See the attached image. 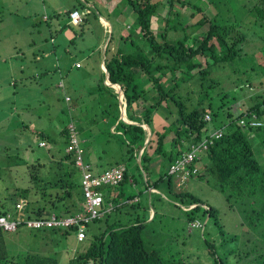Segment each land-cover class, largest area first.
Here are the masks:
<instances>
[{
  "label": "trees",
  "instance_id": "trees-1",
  "mask_svg": "<svg viewBox=\"0 0 264 264\" xmlns=\"http://www.w3.org/2000/svg\"><path fill=\"white\" fill-rule=\"evenodd\" d=\"M121 1L135 17L128 28H120L121 33L116 29L117 36L111 32L103 61L109 81L116 87L119 85L124 95L126 118L130 123L120 117L118 94L105 84V73L98 68L95 85L99 91L102 89L109 94L106 97L108 108H104L101 115L106 126H94V129L90 126L95 135L104 136L107 147L103 152L111 153L114 158L106 161L103 170L94 171L88 160L87 151L91 153L89 145L82 146L83 139L79 137L81 125L76 124L80 120L78 115L75 118L69 115V121L54 134L36 130L38 137L55 149L47 161L35 159L19 165L21 167L10 165V170L19 175L24 184L18 186L16 183L12 192H5V197L0 200V215L8 212L15 215V205L20 200L26 201L24 213L29 219H44L50 214L58 217L74 215L82 210L81 172L74 165L72 153L65 151L70 137L69 124L72 123L83 149V158L90 164L93 175L119 165H123L125 171L117 185L96 187L103 195L102 209L110 207V210L86 224V238L79 242L81 245L86 242L85 246L66 264H199L201 262L188 261L186 256L176 258L171 255L165 258L159 250L148 249L143 230L151 212L146 208L145 212L138 213L136 209L140 206V194L144 191L150 194L155 192H150V188L157 191L158 183L165 180L174 204L181 209L188 208L182 211L189 223L198 220L203 227L202 222L207 219V222L212 220L214 225L220 227L218 208L189 190L174 191L175 178L168 171L186 149L187 143H198L209 132L222 128V136L215 139L201 159L193 164L197 172L189 179L195 177L197 181L216 189L224 197L228 209L238 213V225L241 228L244 225L248 234L254 233V238L250 239V248L236 254L235 249L218 250L213 242L205 239L208 261L209 264H228V259L234 253L233 256L238 257L237 261L241 264H264V167L255 158L254 137H251L253 130H264V124L242 128L237 122L251 113L259 118L264 115L263 44L258 49L262 57L257 52L251 53L250 62L253 60V63L247 70L252 77L232 80L228 73L226 75L234 85L226 87L221 76L215 74L219 68H231L233 74H239L230 66L231 63L242 56V44L247 45L255 37L261 36L257 32L253 35L254 32L243 28L242 24L249 18L250 27L257 26L262 31L264 0H236L239 2L237 18L219 12L227 2L224 0H207L205 4L215 10L210 14L201 6V0L196 3L190 0ZM83 3L87 7L88 1L79 0L80 5ZM91 7L92 13L82 8L83 19L79 24L69 23L81 28L80 36L84 34V25L89 17L99 20V10L94 4ZM183 7L194 10L193 16L197 17L194 22L188 23L181 11ZM77 8L73 5L66 12L69 15ZM114 24L117 25L112 20ZM154 24L156 27H153ZM260 39L264 43V37ZM80 65L75 67L79 68ZM259 75L263 77L255 82L253 77ZM254 87L261 89L252 97L255 98L254 103L247 110H243L241 104L235 107L241 96H249L247 89L254 90ZM162 113L165 117L170 114L176 116L169 123L158 122V127L154 121ZM206 114L209 119L205 118ZM94 121L92 118L90 124ZM142 124L151 130L146 143L147 131ZM212 124L216 127L211 128ZM171 133L172 137L166 141ZM139 154L140 163L137 161ZM0 162H3L2 166L6 165L4 159ZM124 183L134 187L141 184L143 189L136 188L137 193L129 195L122 189L114 190V187ZM7 188L5 186L2 191ZM161 195L168 199L165 193ZM40 199L45 203L41 204ZM109 203L112 205L109 206ZM156 215L154 210L150 221ZM23 226L26 227L21 224L18 228ZM77 229L76 224L50 228L53 232L61 231L64 237H73L75 242H78ZM244 231L242 229V234ZM3 232L0 228V264H59L54 258L44 255L23 254L15 260L6 251ZM219 233L223 236L220 245L224 248L225 243L236 240V235L226 237L223 229Z\"/></svg>",
  "mask_w": 264,
  "mask_h": 264
},
{
  "label": "rangeland",
  "instance_id": "rangeland-1",
  "mask_svg": "<svg viewBox=\"0 0 264 264\" xmlns=\"http://www.w3.org/2000/svg\"><path fill=\"white\" fill-rule=\"evenodd\" d=\"M94 1V3L89 1L88 6L85 7L84 3L83 5L79 4V0H0V55L13 54L19 48L25 51L24 56L18 58L14 54L16 58L10 60L12 63H8L9 60L0 57V66L4 68L3 72L5 73L0 74V161L2 159L6 161L5 166H2L3 162H0V172L2 169L0 200L5 197V192H12L16 188V183L18 186L23 183L21 177L10 170V165L21 167L19 165L31 163L35 159L41 161L50 159L51 152L55 147L48 142H45L44 146L39 145L42 139L35 133L36 130L54 134L69 121V115L72 117L78 115L80 118L76 124L81 125L78 132L79 137L83 139L82 146L89 145L92 155H96L94 157L100 156L105 160L114 158L111 153L103 152V149L107 147L104 136H97L90 130V126L92 129L94 126L99 128L106 126L101 115L102 110L108 108L106 100L108 92L102 89L99 91L95 85L98 69L94 65V61L99 60L100 56L102 60L103 50L91 51L96 42L93 37L94 33L92 34L90 31L93 30V27H97L99 33V24L89 17L84 25V34L81 35L83 39H81L79 34L81 28L68 23L69 15L66 10L74 5L79 8L80 13L84 12L82 8H87L88 13H92L93 8L90 4H94L101 14H105L106 10L110 9L112 17L116 16L117 18L114 20L117 25H112L111 22L112 29L107 37H110L112 31L114 36H117V28H125V26L128 28L135 16L124 1ZM190 1L196 3L199 0ZM224 1L227 2L220 5L219 12L228 13L232 18H237L239 2L236 0ZM205 2L207 3V0H201L200 3L209 11L207 14L214 13L213 7ZM11 10L12 12H10ZM181 11L188 19V23L197 19L193 16L194 10L191 8L183 7ZM248 19L244 20L243 28L254 32L253 35L257 32L258 35H261L259 37L263 38L264 27H262V31L257 26L250 27ZM153 27L156 25L154 24ZM51 37L55 38L54 42ZM259 37H255L247 45L242 44V56L231 63L230 66H233L239 74H233L231 68H219L216 71L215 74L220 75L223 80V86L234 85L227 77L228 73L232 80L237 78L241 81L247 76L252 77V74L247 70L248 66L253 63V60L250 62L251 53L252 51L258 53L262 44L264 47V43ZM53 46H55V50ZM262 52L264 54V48ZM90 54L94 55L89 56ZM258 56L262 57L261 51ZM76 61L81 63L80 68L75 67ZM262 61H264L263 58ZM202 63L204 64L203 58ZM15 64L22 65L19 74L18 70L15 73L9 71ZM37 71L41 73L37 74L39 73ZM28 75L29 77H27ZM21 76L27 78L22 79ZM261 77L263 75L253 78L256 82ZM58 83L61 87L58 86ZM247 90H249L247 91L249 96H241L235 107L241 104V108L247 110L254 103L255 98L252 97L258 92L257 90L261 89L254 87V90L251 88ZM175 116V114H170L165 117V114L162 113L161 117L155 118L154 122L156 125L158 122L169 123ZM92 118L95 121L90 124ZM260 120L264 124V115ZM214 127L216 125L212 124L211 128ZM254 133L258 136L253 135ZM252 136L254 137L252 144L255 158L264 167V130H253ZM171 137L172 133L166 141ZM158 184L157 192L150 194L144 191L140 194V206L136 209L138 213L145 212L146 208L149 209V212H152L151 217L154 210L157 212L154 220L150 221L151 217L146 219L147 224L143 230V237L148 249L159 250L165 258H170L171 255L176 258L186 256L190 262L209 264L205 239L213 242L218 250L235 249V254L251 247L250 239L254 238V233L248 234L244 225L242 228L238 225V213L234 209H228L224 197L216 189L205 182L197 181L195 177L180 184L178 180L176 183L173 179L174 191L189 190L204 201L215 205L219 210L217 218L220 227L214 225L212 220L207 222V219L202 222L203 227H192L182 211L183 207L181 209L174 204L173 196L169 194L165 180ZM5 186L8 188L3 192ZM114 188V190L122 189L126 195H129L142 190L143 186L139 184L134 187L124 183ZM162 193H165L168 199L163 198ZM40 200L41 204L45 203L44 200ZM24 205H26V201H24ZM221 229L226 237L236 235V240L225 243V248L220 245L223 238L219 233ZM242 229L246 231L243 234ZM41 230L23 226L15 232L4 231L3 237L6 241L4 244L8 255L14 256L15 260L23 254L44 255L54 258L59 264H66L86 243L83 242L81 245L75 242L73 237H64L61 231L53 232L50 228ZM233 255L228 259V264H241L237 261L238 257Z\"/></svg>",
  "mask_w": 264,
  "mask_h": 264
},
{
  "label": "built area",
  "instance_id": "built-area-1",
  "mask_svg": "<svg viewBox=\"0 0 264 264\" xmlns=\"http://www.w3.org/2000/svg\"><path fill=\"white\" fill-rule=\"evenodd\" d=\"M83 17L79 10L73 9L69 12V22L73 24H79L82 21ZM80 63H76V66H79ZM206 119H209V115H205ZM238 124L242 128H255L263 125V122L255 113H251L246 117H241L237 120ZM70 127V137L69 142L65 147V151L72 153L74 165L81 172V186L83 191V204L82 210L75 213L74 215L66 216H56L55 214H50L44 219H29L24 213V201L20 200L16 205V214L8 212L6 214L0 215V228L4 231H15L18 226L25 224L28 228H53L62 225H73L78 226L76 239L79 242H82L85 238L84 229L88 222H91L93 219L99 218L104 212L110 210V207L102 209L103 195L101 192L96 190V187L100 185H117L123 177L125 167L119 165L113 167L109 170L100 172L97 175H93L90 171V164L85 162L83 158V149L80 147L77 139V133L74 129L72 123L69 124ZM222 128H216L213 131L209 132L200 142H189L187 143L186 149L183 150L181 156L175 160V162L170 166L168 173L174 175L175 181L177 180L180 183L187 182L191 175L197 172V168L193 166L196 161L200 160L202 155L208 149V147L213 143L215 139H218L222 136ZM40 145L45 143L41 141ZM150 192H157L155 189L150 188ZM112 204L109 203V206ZM184 209H188L185 208ZM192 227L201 226L198 220L190 223Z\"/></svg>",
  "mask_w": 264,
  "mask_h": 264
},
{
  "label": "crops",
  "instance_id": "crops-1",
  "mask_svg": "<svg viewBox=\"0 0 264 264\" xmlns=\"http://www.w3.org/2000/svg\"><path fill=\"white\" fill-rule=\"evenodd\" d=\"M18 1H21V0H18ZM86 1H88V0H86ZM90 1V3H91V0H89ZM89 1H88V3L86 4L87 6H88V4H89ZM120 4V3H119ZM14 5V4H13ZM91 6H92V4H90ZM72 8V7H71ZM71 8L69 7L68 9H67V11H69V10H71ZM117 8V7H116ZM77 9H79V8H77ZM10 12H12V10L10 11ZM99 13V20H96L97 22H95V23H98L99 25H98V27H99V33H98V28L97 27H93V30L92 31H90L92 34L94 33V41L96 42V44L94 45V48H92V52L93 51H102V50H104V47L106 46V44H107V42H108V37L106 36V34L108 35V33H109V31H111V29H112V25H111V22H112V20L114 21V20H116L117 18H116V16L115 17H112V15L110 14V9H108V10H106V13L104 14H101L100 12H98ZM113 14H115L114 12H113ZM106 16H107V18L109 19H107L106 18ZM103 17H105L106 18V20L103 18ZM93 21H95V20H93ZM68 23H70L69 21H68ZM94 23V24H95ZM94 26V25H93ZM61 29V28H60ZM119 32L121 33L122 32V30L121 29H119ZM76 35V34H75ZM80 38L81 39H83L82 38V36H80ZM51 39H52V41L54 42L55 41V38H53V37H51ZM1 43V42H0ZM53 49L55 50V46H53ZM14 54L17 56V58L18 57H21V56H24V54H25V51H22L20 48L15 52V53H13V54H4V55H0V57H2V58H5V59H7V60H9L8 61V63H12L10 60H12L13 58H16V57H14ZM91 55H94V54H90L89 56H91ZM103 57H104V54H103ZM76 63H80V62H78V61H76ZM75 63V64H76ZM103 58H102V60L101 59H99V60H95L94 61V65H96V67H97V69L98 68H100L101 70H103L102 69V65H103ZM74 64V65H75ZM81 64V63H80ZM20 66H22L21 64H15V65H13L10 69H9V71L11 72V73H15V71H17L18 70V74L20 73ZM76 66V65H75ZM82 65H80V67H81ZM79 67V68H80ZM4 71V68L3 67H1L0 66V74L2 73ZM99 71V70H98ZM37 72H39V73H37V74H40L41 72L40 71H37ZM23 73V72H22ZM2 74H5L4 72L2 73ZM25 75V74H24ZM27 77H29V75L27 76ZM26 76H21V78L22 79H24V78H27ZM11 79H14L13 77H11ZM15 80V79H14ZM60 82V81H59ZM62 82V81H61ZM59 84V83H58ZM15 85V84H14ZM87 154H88V156H89V158H88V160H89V162H90V164L93 166V169H94V171L95 172H99V171H101V170H103L104 168H105V163H106V161L107 160H105L104 158H101L100 156H97V157H94V156H96V155H92V152L90 153L89 151H87ZM102 163V164H101ZM164 195V194H163ZM150 215H152V212L150 213Z\"/></svg>",
  "mask_w": 264,
  "mask_h": 264
},
{
  "label": "water",
  "instance_id": "water-1",
  "mask_svg": "<svg viewBox=\"0 0 264 264\" xmlns=\"http://www.w3.org/2000/svg\"><path fill=\"white\" fill-rule=\"evenodd\" d=\"M105 20H106V18L105 17H103ZM108 40H109V37H108ZM107 45V44H106ZM105 48H106V46L104 47V50H103V54H104V52H105ZM103 59H104V57H103ZM104 62V61H103ZM102 69H103V71H104V73H105V84L106 85H108V86H110V87H112L113 89H115V91L117 92V94H118V100H119V108H120V117L125 121V122H128V123H130V121H128L127 120V118H126V112H125V102H124V95H123V93H122V91H121V89H120V86L118 85V87L116 88L115 87V84H113V83H111L110 81H109V77H108V72H107V70H106V68H105V65H104V63H103V65H102ZM135 124H137V123H135ZM142 126H143V128L145 129V130H147V138H146V141H145V143L150 139V135H151V130H150V128L147 126V125H145V124H142ZM138 163H140V154H139V157H138Z\"/></svg>",
  "mask_w": 264,
  "mask_h": 264
},
{
  "label": "bare ground",
  "instance_id": "bare-ground-1",
  "mask_svg": "<svg viewBox=\"0 0 264 264\" xmlns=\"http://www.w3.org/2000/svg\"><path fill=\"white\" fill-rule=\"evenodd\" d=\"M116 87V86H115ZM117 88V87H116Z\"/></svg>",
  "mask_w": 264,
  "mask_h": 264
},
{
  "label": "clouds",
  "instance_id": "clouds-1",
  "mask_svg": "<svg viewBox=\"0 0 264 264\" xmlns=\"http://www.w3.org/2000/svg\"><path fill=\"white\" fill-rule=\"evenodd\" d=\"M183 209H184V207H183Z\"/></svg>",
  "mask_w": 264,
  "mask_h": 264
}]
</instances>
